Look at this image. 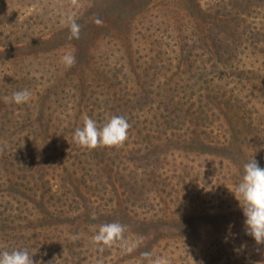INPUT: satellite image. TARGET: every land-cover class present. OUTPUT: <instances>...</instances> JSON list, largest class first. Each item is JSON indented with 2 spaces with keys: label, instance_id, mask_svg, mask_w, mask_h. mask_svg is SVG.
Returning a JSON list of instances; mask_svg holds the SVG:
<instances>
[{
  "label": "rangeland",
  "instance_id": "374dc122",
  "mask_svg": "<svg viewBox=\"0 0 264 264\" xmlns=\"http://www.w3.org/2000/svg\"><path fill=\"white\" fill-rule=\"evenodd\" d=\"M223 17L247 20L246 31L264 30V0H0V87L6 88L8 96L24 89L31 92L27 106L17 105L22 108L19 115L23 117L27 116L25 109L38 114V109L33 110L38 101L43 105L41 122L49 128L48 139L51 137L56 146L44 143L41 138H30L27 143L33 151L43 154L37 162H49L47 178L52 177L55 169L68 182V174L76 169L66 159L68 149H62L64 139L60 136L65 134L62 122L66 115L77 118L80 124L86 117L102 119L103 115L111 114L113 99L132 98L142 88L151 93L149 99L154 100V109H160L132 124L127 139L119 146L121 150L127 149L126 160L137 157L135 162L123 163L128 176L135 170L130 165L136 168L139 165L141 153L135 151L141 152L146 141L156 145L151 157L160 169L155 176L160 184L167 185V188L160 187L164 191L159 196L170 197L174 220L158 224L153 238L118 244L111 259L100 258L104 264H141V254L146 251L154 257L168 258L170 264H264V245H256L245 235L243 212L231 192L243 178V170H239L243 158L235 149H218L216 141L210 147L198 142L183 143L195 138L194 128L185 123L191 122L189 119H179L183 126L162 125L164 108L170 111L173 101L186 98L182 100L185 110L188 105L197 104L194 97L204 90L212 96V90L219 89L220 94L228 97L233 81L225 79L226 74L262 68L264 57L255 53L260 50L254 51L246 44L247 51L234 63L223 61L217 68L207 69L211 75L205 79L213 77V83L205 84V79L201 80L209 58L204 55V40L209 34L207 24ZM69 19L80 26L78 38H71ZM249 38L246 34L244 39ZM68 54L75 57L71 66L63 62ZM162 88L170 90L171 105L158 102ZM220 102L224 101L220 99ZM12 108L1 111V115L10 113ZM247 109L256 112L263 108L260 102L252 100ZM213 114L219 117L217 111ZM260 116L259 119L253 115V126L258 128L249 137L255 142L249 148L264 167V113ZM230 117L229 114L222 120L215 119L221 131L213 130L209 138L222 142L227 131L222 123H227ZM231 121L234 125L237 123L236 119ZM148 124L155 126L150 128ZM197 133L200 135V130ZM200 137L202 141L205 139ZM1 146L10 147L8 142ZM198 151L203 152L198 154ZM48 153L52 158L54 155L53 162L46 160ZM82 174L84 171L77 169L74 179L82 182ZM114 176H110L111 182ZM95 178L96 174L86 179ZM90 189L99 195L105 194L102 185ZM205 209L222 215L200 218ZM182 219L185 224L178 222ZM208 223L210 228L206 227ZM125 258L130 262L121 261ZM94 261L92 264L98 263ZM61 264H70V261Z\"/></svg>",
  "mask_w": 264,
  "mask_h": 264
},
{
  "label": "trees",
  "instance_id": "16d2710c",
  "mask_svg": "<svg viewBox=\"0 0 264 264\" xmlns=\"http://www.w3.org/2000/svg\"><path fill=\"white\" fill-rule=\"evenodd\" d=\"M246 23L247 20H240V18L233 20L223 17L207 24L209 28L206 31H209V34L204 40L206 51L204 55L207 54L209 58L207 64L205 63L206 68H203L201 72V80L211 75L207 69H215L218 67L216 65L223 61L224 63H234L238 57L243 56L247 51L246 44L250 45L254 51L260 50L255 52L258 54L256 56L264 57V30L255 28V32L246 31ZM246 34L250 35V40L244 39ZM262 61V68H252L246 72L243 70L233 71L226 74L225 79L233 81L228 97L220 94L219 89L218 91L212 90L214 92L212 96L206 95L209 92L204 90L199 96L194 97L197 99V104L188 105L189 108L185 110L182 100L186 98L179 99L178 102L173 101L170 111L167 110L168 108H164L163 112L166 115L162 116L164 121L162 125L169 127L176 123L183 126V122H178L180 118L191 120V122L186 121L185 123L194 128L192 134L195 138L184 140L183 143L198 142L210 147L216 141L215 143L219 145L218 149L225 150L227 147L232 151L235 149L236 154L243 158L239 169L243 170L244 164L252 159L253 154L251 153L254 152L249 148L251 145H255V142H252L249 137H253V130L258 128L257 125L253 126V115L259 116L260 119V115L264 113V59ZM212 78L211 80L205 79L204 83H213ZM146 89L142 88L141 93L133 95L132 98L113 99L111 103L114 106H112L109 116L105 114L102 119H99L100 116L98 119L91 118L97 122L98 127L102 128L113 116H123L130 125L128 129L130 132L132 124L139 121L140 118L145 117L151 111L160 110L157 107L154 109L155 102L152 98L149 99L151 93L145 91ZM159 90L158 98L160 100L158 102L166 104V106L171 105V98L168 97L170 90L165 88ZM243 91H246L245 94ZM195 93L191 92L192 95ZM6 95V88L1 86L0 251L27 249L30 255H33L34 264H55L56 262L61 264L68 261L73 264L75 260H78L76 264H92L94 260V262H98L97 264H104V260L100 258L111 259L112 252L117 251L118 244H132L143 239L153 238L152 233L158 224L165 225L174 220L172 217L174 211L169 205L170 197L164 199L161 195L159 196L164 191L160 187L167 188V185L160 184L155 176L156 171L160 169L159 166H155L156 160L151 157L157 149L154 148L156 145L146 141L141 152L140 150L135 151L136 154L141 153L138 155V157L141 155L139 160L137 159L139 165L138 168L130 165L135 167V170L130 171L127 176L124 173L126 168L123 163L126 161L135 162L137 157L126 160L124 154L127 153V149L121 150L120 146H98L95 149L79 146L73 142V134L76 128L83 126L84 122H81V125L77 118L66 115L62 122L65 134L60 136L64 139L62 149H68L69 158L66 159H69L70 166L76 169L68 174V182L66 179L62 180L59 174L55 173V169H53L55 175L47 178L50 170L47 166L49 162H37L38 158L42 159L43 154L33 151L27 143L30 138L32 140L41 138L44 143L49 142L56 146L50 139L51 137L48 139L49 128L41 122L44 116L41 110L43 105L39 101V104L35 102L34 104H37L33 110L38 109V114L33 115L34 111L29 112V109H25L27 116L23 117L21 114L19 115L22 108L17 105H15L16 107L12 106V103L5 101V97H11L12 94ZM220 99L224 102H220ZM188 100H190L189 97ZM252 100L260 102L263 109L248 112L247 107L251 105ZM27 105V103L22 104V106ZM11 108L10 113L5 112L4 115H1V111ZM216 111L219 117L213 114ZM15 113L18 114L14 116ZM229 114L231 117L228 122L222 123V126L227 129L223 133L222 142L221 139L209 138L213 130L219 128L221 131V127L215 124V119L222 120ZM8 117L11 118L7 119ZM232 118L236 119L235 125L231 121ZM156 121L158 124V119ZM144 123V126L147 127V122L144 121ZM100 124L102 125L100 126ZM148 125L150 128L155 126ZM198 130H200V135L197 133ZM200 136L205 137L204 143L199 139ZM6 142L10 146L7 149L5 146H1ZM70 145L71 148H69ZM201 152L203 151L196 153ZM45 158L52 161L54 155L52 158L48 153ZM77 169L85 173L82 174V182L74 179L73 175H76ZM94 174H96L94 180L86 179ZM113 174L115 175L114 181L111 182L109 178ZM149 175H152L153 178L150 179ZM100 185L104 188L105 194L99 195L91 191L92 186L98 188ZM193 205L196 206V204ZM199 208L201 209L200 206ZM202 211L200 218H216V216L222 215L217 214L218 212H214L213 209ZM113 222L125 226L123 239L111 246H105L103 249L93 244L92 238L99 226ZM178 222H183V219ZM206 227L210 228V223ZM128 260L125 258L121 261L130 262Z\"/></svg>",
  "mask_w": 264,
  "mask_h": 264
},
{
  "label": "clouds",
  "instance_id": "9594fccd",
  "mask_svg": "<svg viewBox=\"0 0 264 264\" xmlns=\"http://www.w3.org/2000/svg\"><path fill=\"white\" fill-rule=\"evenodd\" d=\"M68 24L71 38H78L80 26L72 19L68 20ZM63 62L71 66L75 63V57L71 54L65 55ZM30 100L31 92L27 89L5 97L6 102L15 105L26 104ZM129 127L123 116H113L102 128L88 117L82 127L75 129L73 140L87 149L119 146L127 139ZM231 192L243 212L245 235L251 237L256 245H264V167L260 166L254 156L244 164L243 178ZM124 232L125 226L118 222L102 224L93 236L92 243L103 249L123 239ZM0 264H34L33 255H30L27 249L0 251ZM141 264H170V261L164 256L154 257L150 251H146L141 254Z\"/></svg>",
  "mask_w": 264,
  "mask_h": 264
}]
</instances>
